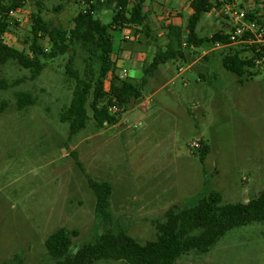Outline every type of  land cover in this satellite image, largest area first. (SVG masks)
<instances>
[{"label":"rangeland","instance_id":"1","mask_svg":"<svg viewBox=\"0 0 264 264\" xmlns=\"http://www.w3.org/2000/svg\"><path fill=\"white\" fill-rule=\"evenodd\" d=\"M155 1L157 10L148 2L151 39L123 30L131 36L124 47L132 54H152L166 44L164 15L186 25L184 10L168 7L159 15L166 1ZM43 2L45 18L64 29L73 27L82 7V0ZM60 4L63 8L57 12ZM25 10L20 23L12 17L18 26L11 32L13 40L7 41L20 51L37 11L35 1L27 0ZM113 15L106 10L97 17L110 24ZM222 23L205 15L198 33L212 36ZM113 36L114 44H121L123 33L114 31ZM219 50L208 43L183 49L184 60L161 66L142 100L123 113L116 126L97 127L90 98L87 127L73 137L60 120L75 88L65 69L69 54L48 62L35 80L15 61L0 63V80L26 78L18 86L0 89V103H7L0 113V264H53L45 240L62 227L80 233L73 250L97 238L104 224L97 217L89 179L111 183V220L141 243L156 239L158 224L173 206L191 205L210 191L220 192L224 203H246L264 192V66L241 84L223 67ZM117 63L140 82L143 70L130 59ZM75 68L84 76L81 52ZM20 92L35 97V105L19 110ZM196 141L210 148L204 164L192 154ZM176 264H264V222L235 228L209 253L190 252Z\"/></svg>","mask_w":264,"mask_h":264},{"label":"trees","instance_id":"2","mask_svg":"<svg viewBox=\"0 0 264 264\" xmlns=\"http://www.w3.org/2000/svg\"><path fill=\"white\" fill-rule=\"evenodd\" d=\"M37 11L31 15V26L23 37V50L7 45L3 39L8 32L18 26L12 13L26 7L27 0H0V63L15 61L31 73L30 79H37L47 63L69 54L65 66L66 73L75 82L71 102L60 113V120L70 128L73 137L87 127L89 121L88 103L98 128L116 126L121 115L129 111L143 98V90L149 79L159 68L173 61H183L182 42L188 48H201L204 44L226 45L219 50L223 67L239 77V82L258 75L262 64L260 55L244 44L231 45L227 35L217 31L212 36L201 37L198 27L205 15L219 6L216 0H192L193 13L186 19L185 26H178L167 18L163 23L166 30V44L156 46L154 53H148L143 64L140 83L131 78L122 80L118 76L115 57L114 31L133 30L137 37L152 38L149 14L145 10L149 0H82V7L73 18V27L64 29L44 16L45 3L34 0ZM63 6L55 7L59 12ZM113 11L110 24L97 17L102 11ZM120 49L128 42L121 39ZM81 52L85 64L82 76L75 62ZM208 59V56H205ZM20 78L11 83L0 80V89H9L24 82ZM18 109L35 105L36 99L30 93L20 92L17 96ZM118 112L113 113L112 107ZM7 107L0 103V113ZM210 153L209 146L201 141V146L193 150L204 164ZM96 195L97 217L104 224L102 233L92 241L83 243L73 250V241L79 236L76 229L59 228L45 240L47 253L53 264H94L100 260L122 261L124 264H176L178 259L190 252L209 253L229 231L264 222V192L246 203H224L223 195L210 191L200 195L191 205L173 206L165 213V220L158 224L155 240L141 243L127 231L116 227L108 213L112 195V185L107 181L89 179Z\"/></svg>","mask_w":264,"mask_h":264},{"label":"built area","instance_id":"3","mask_svg":"<svg viewBox=\"0 0 264 264\" xmlns=\"http://www.w3.org/2000/svg\"><path fill=\"white\" fill-rule=\"evenodd\" d=\"M216 1L219 3V6L213 9L207 16L220 18L223 21L221 31L224 35L228 36L230 44H244L253 48L255 53L259 54L261 58L258 59L257 63L264 66V0ZM191 2L192 0H188L190 6ZM122 33V39L129 41L131 38L130 34L123 31ZM10 36L11 33L8 32L3 37L5 43L9 46L11 45L7 41ZM225 46L217 43L215 44V49H221ZM182 47L183 49L188 48V43L183 41ZM118 76L120 79L125 80L129 77V72L125 68L120 69L118 67ZM111 111L116 113L118 109L114 106L111 108ZM191 147L197 149L200 147V144L196 141L191 144Z\"/></svg>","mask_w":264,"mask_h":264},{"label":"crops","instance_id":"4","mask_svg":"<svg viewBox=\"0 0 264 264\" xmlns=\"http://www.w3.org/2000/svg\"><path fill=\"white\" fill-rule=\"evenodd\" d=\"M166 1V5H164V6H161V12L159 13V15H162V13L165 11V9L166 8H168V7H173V8H178V9H182V10H184L185 11V13H186V15L189 17L192 13H193V9H192V7L189 5V3H187V0H176L175 2H173V3H171V1H169V0H165ZM148 2H150V0L148 1ZM147 2V4H146V7H145V10L147 11V13H150L151 12V7H150V4ZM151 2L154 4V10H157L158 9V6H157V4H156V1L155 0H151ZM171 3V4H170ZM26 7L25 8H23L22 10H20V11H18V12H16V13H14V14H12L11 15V17H17L16 18V20L15 21H17V22H21L22 20H20L19 19V16H20V14H26ZM167 15H169V13L167 14ZM165 16L164 15V17H165V19H167V17L168 16ZM163 17V16H162ZM182 18V16L180 17V19ZM15 19V18H14ZM183 19V18H182ZM14 21V20H13ZM173 24H176V23H173ZM20 26H21V24H20ZM178 26H180V25H178ZM12 32V31H11ZM10 32V33H11ZM13 32H15V30L13 31ZM10 37H12V34H11V36ZM12 40H13V37H12ZM119 46H120V43L119 44H117V45H115V57H117L118 55V57L119 58H121V59H119V61H121V60H123L124 61V58L125 59H130V61L138 68V69H142L143 70V64H144V62H145V60L148 58V54H139V55H137V54H132L130 51H128L127 49H120L119 48ZM128 78H130V77H128ZM132 79V78H131ZM132 81L133 82H135L133 79H132ZM136 83V82H135ZM140 83V82H139ZM122 125V124H121Z\"/></svg>","mask_w":264,"mask_h":264}]
</instances>
